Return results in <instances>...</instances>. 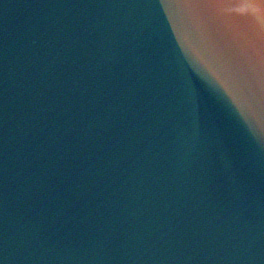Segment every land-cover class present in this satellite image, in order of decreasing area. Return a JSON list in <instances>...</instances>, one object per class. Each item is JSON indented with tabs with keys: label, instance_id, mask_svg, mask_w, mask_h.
I'll list each match as a JSON object with an SVG mask.
<instances>
[{
	"label": "water",
	"instance_id": "obj_1",
	"mask_svg": "<svg viewBox=\"0 0 264 264\" xmlns=\"http://www.w3.org/2000/svg\"><path fill=\"white\" fill-rule=\"evenodd\" d=\"M0 264H264V0H0Z\"/></svg>",
	"mask_w": 264,
	"mask_h": 264
}]
</instances>
